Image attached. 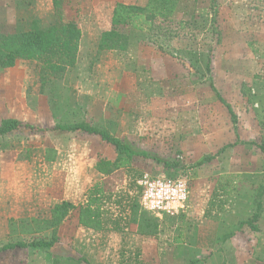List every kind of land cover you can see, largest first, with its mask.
Here are the masks:
<instances>
[{"label":"rangeland","instance_id":"rangeland-1","mask_svg":"<svg viewBox=\"0 0 264 264\" xmlns=\"http://www.w3.org/2000/svg\"><path fill=\"white\" fill-rule=\"evenodd\" d=\"M119 1L65 0L63 17L75 16L85 35L64 93L71 106L87 111L79 122L129 140L170 165L138 157L129 168L104 176L96 162L116 154L100 136L59 137L51 131L56 120L41 90V63L0 68V122L15 118L38 128L0 135V247L50 237V231L23 233V217L48 219L63 200L80 205L97 182L115 192L104 207L106 230L81 226L76 209L59 227L54 248L0 251V264H126L137 255L141 264H264V214L255 221L258 232L243 223L252 218L254 202H264V151L257 146L264 145V0H219L216 12L211 0L191 1L177 16L184 25L176 26L181 35L171 42L132 31L135 42L127 51L103 52L96 59V39ZM12 3L0 0L5 33L22 29L11 20ZM37 3L45 23L58 18L52 0ZM214 44L207 73L204 57ZM166 45L171 47L162 49ZM178 48L204 54L199 73ZM226 145L231 146L222 149ZM51 156L56 157L47 161ZM144 174L181 179L188 187L184 207L159 216L156 236L140 234L132 221L133 201L139 212L146 211L137 185ZM11 218L18 220L13 228ZM117 219L121 230L111 223ZM227 233L234 236L223 241Z\"/></svg>","mask_w":264,"mask_h":264},{"label":"trees","instance_id":"trees-1","mask_svg":"<svg viewBox=\"0 0 264 264\" xmlns=\"http://www.w3.org/2000/svg\"><path fill=\"white\" fill-rule=\"evenodd\" d=\"M34 0H16L17 5H23L27 10V22L25 28L16 32L5 33L0 31V68H10L15 66L18 60H34L41 63V90L49 99L52 115L56 120L55 126L51 129L56 136H65L67 134L82 132L87 134L98 135L108 144L116 154V158L99 159L95 168L104 176H110L114 172L129 168L135 158H149L164 165L170 163L149 151L137 147L129 140L111 134L109 131L100 129L90 122H79L77 117L85 115L82 106L75 108L69 104V96L64 93L66 91L63 81L69 69L75 68L80 53V44L84 35L75 16L63 17V4L65 0H52L55 12L58 18L53 23H45L44 19L39 17L34 8H32ZM191 1L198 0H149L146 5L128 4L118 2L113 11L112 27L110 30L102 31L96 39V59L106 51H127L130 46V40L133 37L132 31L145 32L150 38L158 39V36L164 35L171 42L174 38L181 34L178 28H183L184 22H177V16L183 7ZM219 6V0H211V8L216 12ZM217 28V29H216ZM216 32L221 33L218 27ZM218 43L220 38L218 35ZM217 42V41H216ZM155 43V40H154ZM171 46H164L162 49H168ZM179 50V48H178ZM191 61V67L196 73L200 72V56L203 53L197 51L181 49L179 50ZM174 53V52H173ZM215 53V44L207 48L204 57V67L207 73H211L212 59ZM205 75L202 74V77ZM210 86L220 97L221 101L226 103L214 85L212 76L208 78ZM230 111L231 107L227 104ZM23 128L38 129L30 123H25L19 119L6 118L0 122V135L6 136ZM252 143V142H251ZM231 145H226L222 149H226ZM264 151V145L257 144ZM56 156L47 158V161H53ZM214 156H210L202 160L211 161ZM115 192L106 187V182H97L88 188L85 202L80 205L74 204L70 200H63L56 203L51 209V215L48 219H38L24 217L19 219L24 223L23 233H40L50 231L49 238L34 240L32 242H16L7 243L0 247V251H8L15 248L33 247L43 251L54 248L58 241V229L62 223L69 217L72 211L78 209L79 224L85 228L94 231H104L108 228V216L105 210V203L112 200ZM255 212L251 219L246 220L244 225H248L253 231H260L256 224L259 218L264 214L263 199L254 202ZM133 214V222L138 226V231L142 235L156 236L159 231V216L150 212H139V204L133 201L131 205ZM18 220L11 218L10 226H15ZM114 228L121 230V219L111 222ZM234 234L227 233L222 236L225 241ZM52 252V251H51ZM136 256V260L127 261L126 264H141ZM190 264H200L193 261Z\"/></svg>","mask_w":264,"mask_h":264},{"label":"built area","instance_id":"built-area-1","mask_svg":"<svg viewBox=\"0 0 264 264\" xmlns=\"http://www.w3.org/2000/svg\"><path fill=\"white\" fill-rule=\"evenodd\" d=\"M137 185L143 207L157 216L178 212L184 207L188 197L187 183L167 175L153 177L144 174L137 180Z\"/></svg>","mask_w":264,"mask_h":264},{"label":"crops","instance_id":"crops-1","mask_svg":"<svg viewBox=\"0 0 264 264\" xmlns=\"http://www.w3.org/2000/svg\"><path fill=\"white\" fill-rule=\"evenodd\" d=\"M119 2H124V3H127V2H125V1H123V0H120ZM117 3H115L112 7H111V9H110V11H108V20L105 18V21H104V29L102 30V31H106V30H110L111 29V27H112V17H113V11H114V7H115V5H116ZM32 8H34L35 9V11L37 12V14H38V16L39 17H41V18H43L44 19V17L45 16H42L41 15V9H40V7L38 6V3H37V0H34V2H33V5H32ZM10 13H11V15H12V17H11V15H10V17H11V20H13V22H16V27H18L19 28V26H20V28H25V26H26V22H27V10H26V7L25 6H23V5H17V3H16V0H13V3H12V7H11V9H10V11H9ZM17 12L18 13H23V16H19V18H21V21H19L18 22V17H15V16H17ZM101 18V17H100ZM99 18V19H100ZM21 23V24H20ZM19 24V25H18ZM16 31V30H15ZM14 31V32H15ZM102 31H100V32H102ZM10 33H12V32H10ZM84 33V32H83ZM141 33H143V32H141ZM84 35H85V33H84ZM84 35H83V37H84ZM83 37H82V39H83ZM133 40H134V38L132 37L131 38V40H130V44L133 42ZM134 42H135V40H134ZM107 52V51H106ZM18 61H25V60H18ZM26 61H30V60H26ZM11 68V67H10ZM13 68H15V66L13 67ZM24 218V217H23Z\"/></svg>","mask_w":264,"mask_h":264},{"label":"clouds","instance_id":"clouds-1","mask_svg":"<svg viewBox=\"0 0 264 264\" xmlns=\"http://www.w3.org/2000/svg\"><path fill=\"white\" fill-rule=\"evenodd\" d=\"M182 198V197H181Z\"/></svg>","mask_w":264,"mask_h":264}]
</instances>
